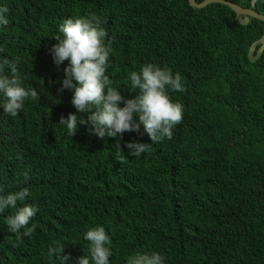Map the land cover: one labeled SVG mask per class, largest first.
Segmentation results:
<instances>
[{
  "label": "trees",
  "instance_id": "1",
  "mask_svg": "<svg viewBox=\"0 0 264 264\" xmlns=\"http://www.w3.org/2000/svg\"><path fill=\"white\" fill-rule=\"evenodd\" d=\"M200 2L202 0H196ZM264 14V0H229ZM9 24L0 26V58L17 65L22 86L34 88L15 117L0 108V185L29 187L37 225L19 246L0 213V264H60L48 256L64 244L66 264L87 254L84 233L102 225L112 239L110 264H126L136 251H157L164 264H264V50L248 58L264 34V20L211 2L188 0H0ZM95 12L113 52L106 75L126 98L128 78L145 63L168 66L185 91L170 92L183 105L172 138L128 156L125 132L99 139L89 125L71 137L60 117L76 109L72 92H58L68 61L57 66L49 48L62 20ZM121 107L123 104L120 105ZM87 120V113H77ZM143 129L141 128V131ZM30 180L23 183L22 173ZM31 223L29 226H31Z\"/></svg>",
  "mask_w": 264,
  "mask_h": 264
},
{
  "label": "clouds",
  "instance_id": "2",
  "mask_svg": "<svg viewBox=\"0 0 264 264\" xmlns=\"http://www.w3.org/2000/svg\"><path fill=\"white\" fill-rule=\"evenodd\" d=\"M8 13L7 6H0V26L9 24ZM102 23L95 12L68 16L59 25L60 34L54 38L56 42L48 50L57 66L68 61L63 68L64 77L58 92L70 90L71 103L76 109L67 118L61 116L58 124L64 126L71 137L77 134L78 125L87 124L90 135L102 140L117 138L114 145L116 159L122 163V154L125 153L120 141L125 132H136L140 136L147 134L151 141L126 143L127 155L133 157H140L152 144L172 138L173 129L183 119L184 109L182 104L171 99L169 93L186 89L179 72L174 73L166 65L161 67L155 63H145L139 71L129 73L131 88L136 90L132 92L134 96H123L106 75L113 49L111 40L106 41L108 32ZM3 51L0 48V52ZM17 71L14 61L0 58V108L4 114L12 117L23 109L26 100L40 99L34 88L22 86ZM77 113H87V120ZM21 175L23 183L28 184V173ZM30 196L29 187L6 191L5 186L0 185V213L14 209L6 217L8 232L16 236L14 247L22 243L24 236H31L37 227L31 223L38 209L27 202ZM84 239L89 242L88 252L77 258V264H110L112 239L104 226L98 224L88 228ZM63 251L64 244L59 241H53L48 246V256L59 260L60 264H66L70 259V256L62 255ZM164 261L165 257L157 251H136L127 257L126 264H164Z\"/></svg>",
  "mask_w": 264,
  "mask_h": 264
},
{
  "label": "water",
  "instance_id": "3",
  "mask_svg": "<svg viewBox=\"0 0 264 264\" xmlns=\"http://www.w3.org/2000/svg\"><path fill=\"white\" fill-rule=\"evenodd\" d=\"M211 2H219V3H222L224 5H227L236 14L242 15V17L239 18V21L242 24H245L248 21L249 16L258 18L260 20H264V14H260V13L256 12L251 7L250 8L242 7L239 4L234 3L232 1H229V0H202L200 2H197L196 0H188V3L193 7H203L206 4L211 3ZM254 2H255V0H252V4H254ZM259 43H260V45L258 46L256 51H254L255 44H253L248 51V58L251 61L256 60L264 50V34L259 38Z\"/></svg>",
  "mask_w": 264,
  "mask_h": 264
}]
</instances>
